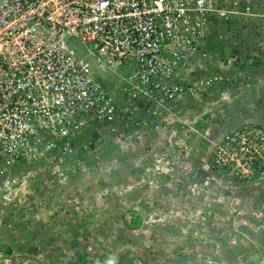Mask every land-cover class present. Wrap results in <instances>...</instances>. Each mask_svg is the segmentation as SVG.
<instances>
[{
    "label": "rangeland",
    "instance_id": "rangeland-1",
    "mask_svg": "<svg viewBox=\"0 0 264 264\" xmlns=\"http://www.w3.org/2000/svg\"><path fill=\"white\" fill-rule=\"evenodd\" d=\"M260 11L264 9L255 12ZM227 36L235 39V34ZM239 43V38L230 42L216 39L213 45H221L216 52L226 47L231 54L228 60L237 64L238 57L247 54ZM259 48L261 61L254 66L262 70L264 42ZM216 54L212 55L219 59ZM110 75L108 69H100L94 78L106 80ZM201 76L204 71L198 69L195 78ZM211 76L218 80L210 87H200L201 97L174 104H184L172 115L179 124L170 123L169 112L170 117L165 119L129 121L135 127L103 126L101 133L82 135L79 145L69 148L62 163L29 165L19 170L18 188L14 189L19 194L0 195V224L28 223L35 212L45 215L41 221L48 219L47 228L42 236H35L38 242L42 237L61 239L63 244L67 241L61 248L76 249L82 261L77 264H264V140L252 152V158L248 151L241 150L239 162L226 166L216 163L227 136L255 129L264 132V97L237 98L243 103L237 115L247 114L244 124L229 130L230 123L198 133L202 130L194 127L200 123L192 125L193 109L197 108L196 115L199 112L202 117L207 93L225 83L226 76L216 71ZM215 98L208 108L215 105L216 109L235 99ZM176 125L184 129L177 131ZM9 232L12 230L8 231L11 239L13 234ZM14 233L24 239L14 240L15 250L26 254L29 231ZM75 241L78 247L72 246ZM84 243L87 246L82 251L80 244ZM10 249L7 242L3 249L0 247L4 254L0 255V264L28 262L11 259ZM69 253H57L66 256L62 264H72L68 262L73 260ZM40 260V264H61L52 255Z\"/></svg>",
    "mask_w": 264,
    "mask_h": 264
},
{
    "label": "built area",
    "instance_id": "built-area-1",
    "mask_svg": "<svg viewBox=\"0 0 264 264\" xmlns=\"http://www.w3.org/2000/svg\"><path fill=\"white\" fill-rule=\"evenodd\" d=\"M248 1L0 0V195L19 194V170L62 163L87 129L124 119L117 91L151 117L161 102L201 97L218 80L195 78L197 60L212 66L215 22L264 21ZM100 69L108 79L94 78ZM263 134L227 136L216 163L252 158Z\"/></svg>",
    "mask_w": 264,
    "mask_h": 264
},
{
    "label": "crops",
    "instance_id": "crops-1",
    "mask_svg": "<svg viewBox=\"0 0 264 264\" xmlns=\"http://www.w3.org/2000/svg\"><path fill=\"white\" fill-rule=\"evenodd\" d=\"M252 2H253L252 9L254 8L253 9L254 11H259V10L264 9V0H252ZM261 14L262 12L260 11L258 15H261ZM263 24H264V21L262 20L260 16L251 17V16L242 15L236 18L235 20H233V22L231 23H224L221 21H216L215 24L213 25L212 34L210 35L208 43H207V50L209 51L210 56H211L209 63H211L212 66L208 67L206 66L204 61L200 62V60L196 61V65L200 63L197 66V68L199 69L200 72L204 71V75L206 74L211 75L212 72L216 71L218 75L226 76L224 77V82L228 84L224 83V86L215 85V87L209 93H207L203 101L204 109L202 110V113H203L202 117L198 115L199 112H197V115H196L197 108L193 109V111H195V113L192 112V114L194 113V118H193L194 121L193 122L190 121V122L193 123L192 125L196 124V122L200 123L199 126H194V127H199L202 130V131H197L198 133L200 132L208 133L210 132L209 131L210 127L225 128L230 123L231 124L228 126L227 129L230 128L231 130L234 129L236 126H240L241 124H244L245 123L244 118H247V114H245L243 117L241 115H237L238 111L241 112V107L243 105V103L242 104L238 103L237 98L238 97H249V99L252 100V98L256 99V97H264V69L259 70L258 68L254 66L257 62L261 61L260 59H258L257 54L261 51L259 46L262 47V44L264 42ZM227 33H229L230 35L235 34V39H233V37H228ZM237 38H239L240 40L239 44L241 47H243V50H245L247 54L238 57L237 59L238 63L236 64L228 60V58L230 57L229 55L231 54L226 47H222L219 50V52H216L217 47L221 45L214 46L213 42L216 39H218L219 42H223V41L230 42V41L236 40ZM212 54H216L220 58L218 59ZM248 56H253L251 57L252 64L248 62ZM217 64L220 66L218 67ZM184 78L186 79L185 76ZM228 79L230 80L229 82H228ZM217 87H223V88L217 90ZM117 92H118L117 100L119 102L121 109L124 112V117H123L124 119L119 121L117 124L110 125V127L111 126H120V127L126 126L127 127L128 124L134 126L132 122H134L136 118H142L144 120H146V118H149V119L151 118V116L148 115V111H144V106L151 108L150 105H148L145 101H140L138 104L134 106L132 104L130 97H124V92H120V91H117ZM215 97H235V99L230 102H225L224 104H221L219 107L216 108V109H219L217 111L215 109L216 107L215 105L211 106L214 109L208 108V104H213V103H210V101H213L212 99H216ZM257 100H253V101L256 102ZM216 101H219V100H216ZM232 103H238V105L236 106L234 105L235 107H233L231 105ZM217 104H220V102H217ZM159 105L157 109V112H158L157 118L162 116L165 119V118L170 117L171 115V120L173 121H171L170 123L179 124V122L176 121V119L172 118V115L173 113L180 111V109L182 110V106L184 105L183 103H180L178 105H174V104L164 105V103L161 102ZM252 106H247V108L250 109L252 108ZM236 107L239 109H237ZM198 108H201V107H198ZM231 110L232 111L234 110L235 114L230 115ZM169 112H170V115H169ZM228 115H230V118ZM152 118H156V117H152ZM152 118L150 120H152ZM150 120H149L150 124L156 123L154 120L153 121H150ZM199 120H201V122H199ZM129 121H132V122H129ZM141 126L142 128L144 127L143 125ZM182 126L176 125L175 127L178 129L177 131H179V130L184 129V127ZM102 127H103L102 125H97L96 127H92V129H87L83 135L85 136V134H91V133L96 134L98 132L101 133L100 129ZM81 137L78 140L73 142V146L79 145ZM43 216L45 215H40V214L38 215L37 212H35L34 214H31V221H29L28 223H23L20 221V223H11L8 226L6 225L2 226V224H0V247H2L3 249V247H5V242H7V244H10L11 246V249L9 250V253L11 254L10 256L11 259H15L16 261L18 260V258L20 260H22L23 258V261H26V262L28 261L26 264H40L41 257L49 258L50 255H52L54 258H57V260L59 259L60 261H58V263L62 264V261H66L65 260L66 256L60 255V254L58 255L57 253L59 252H65V254H67V252H70L73 255V256L71 255L70 258L73 257V260H68V262H72V264H77L79 261H81L79 257V253L77 252L76 249L73 248L72 250H69V248H67L66 250V249L61 248V246L65 245L67 241H64L65 243L63 244V242H61V239H56L54 237H52L53 239H51V237H48V238L42 237V239H40V242H38V239L35 236L36 235L42 236V231L46 230L47 223H48V219L46 222L41 221ZM53 220H55V218L54 219L51 218V221ZM51 224L54 225L53 227H56L55 223H51ZM9 230H12L13 232V233L9 232L10 234H13L11 235L12 237L11 239H8ZM21 230L29 231V238L27 241L28 247L26 248V254L24 255H20L17 252L19 249L15 250L16 244H14L15 243L14 240L16 238L17 240L19 239L18 241H21V240L24 241V239L20 238L21 236L20 234L14 235L15 234L14 232L21 231ZM51 230H56V229H51ZM32 234H33V237H32ZM47 235L49 234L47 233ZM49 242L51 246L49 245ZM78 243H79L78 241H75L72 244V246L78 247L79 246ZM80 245H81L82 251L84 247L87 246V244L85 245V243L80 244ZM57 246L58 248H55ZM50 247L55 248V250H51ZM22 252L24 253V251ZM85 252L86 250H84V253ZM0 255H4V254L0 252Z\"/></svg>",
    "mask_w": 264,
    "mask_h": 264
},
{
    "label": "clouds",
    "instance_id": "clouds-1",
    "mask_svg": "<svg viewBox=\"0 0 264 264\" xmlns=\"http://www.w3.org/2000/svg\"><path fill=\"white\" fill-rule=\"evenodd\" d=\"M251 2H252V1L249 0V1H248V4L250 5Z\"/></svg>",
    "mask_w": 264,
    "mask_h": 264
}]
</instances>
